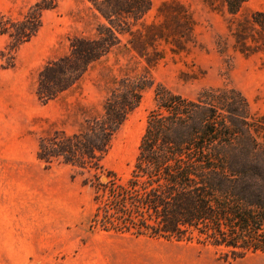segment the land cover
I'll return each instance as SVG.
<instances>
[{"label": "trees", "instance_id": "1", "mask_svg": "<svg viewBox=\"0 0 264 264\" xmlns=\"http://www.w3.org/2000/svg\"><path fill=\"white\" fill-rule=\"evenodd\" d=\"M89 1L97 12L93 32L69 37L68 51L42 65L36 76L37 99L46 103L76 85L125 36L128 50L147 66L113 75L100 109L72 132L54 129L40 137L36 158L45 167L59 162L91 174L90 224L101 230L194 240L212 245L227 261L264 253V112H252L244 94L229 83L191 98L154 82L152 65L195 44V23L179 3L162 2L157 19L145 22L152 0ZM246 1L221 0L231 16ZM57 3L37 0L17 17L0 12V35L7 37L0 51L2 68L14 66L17 49L37 35L43 12ZM237 24L241 53L264 49L263 11H253ZM255 26L260 41L249 31ZM153 85V107L130 172L122 177L103 161L143 91Z\"/></svg>", "mask_w": 264, "mask_h": 264}, {"label": "rangeland", "instance_id": "2", "mask_svg": "<svg viewBox=\"0 0 264 264\" xmlns=\"http://www.w3.org/2000/svg\"><path fill=\"white\" fill-rule=\"evenodd\" d=\"M36 1L0 0V12L17 17ZM162 2L179 3L189 12L195 44L152 65L154 82L191 98L229 83L244 94L252 112L263 113L264 49L245 55L235 35L237 23L250 17V6L243 5L231 16L221 0H152L145 22L157 19ZM96 20L89 0H58L55 8L43 12L37 35L17 49L14 66L2 68L0 59V264H264L260 252L227 261L210 244L94 227L91 174L59 162L45 167L35 157L40 137L54 129L72 132L100 109L113 75L147 66L128 50L125 36L76 85L40 102L34 93L38 70L68 51L69 37L91 34ZM249 31L260 41L257 26ZM6 42L0 35V51ZM153 89L143 91L103 161L106 169L122 177L128 176L137 153L146 114L153 107Z\"/></svg>", "mask_w": 264, "mask_h": 264}, {"label": "crops", "instance_id": "3", "mask_svg": "<svg viewBox=\"0 0 264 264\" xmlns=\"http://www.w3.org/2000/svg\"><path fill=\"white\" fill-rule=\"evenodd\" d=\"M244 5H246V6L249 5L251 12H253V11H263L264 12V0H248L245 2ZM46 184L48 187L47 189L49 190V180L47 181Z\"/></svg>", "mask_w": 264, "mask_h": 264}, {"label": "water", "instance_id": "4", "mask_svg": "<svg viewBox=\"0 0 264 264\" xmlns=\"http://www.w3.org/2000/svg\"><path fill=\"white\" fill-rule=\"evenodd\" d=\"M101 180H102V181H105V180H106V177H105V176H103V177L101 178Z\"/></svg>", "mask_w": 264, "mask_h": 264}]
</instances>
